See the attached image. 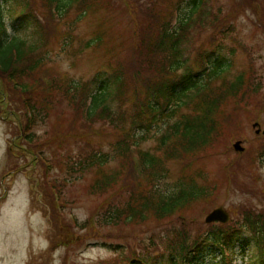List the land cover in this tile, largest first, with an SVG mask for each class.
Returning <instances> with one entry per match:
<instances>
[{
	"label": "trees",
	"instance_id": "1",
	"mask_svg": "<svg viewBox=\"0 0 264 264\" xmlns=\"http://www.w3.org/2000/svg\"><path fill=\"white\" fill-rule=\"evenodd\" d=\"M105 1L109 6L113 3V0ZM185 1H179L173 7L170 18L163 19L162 12L157 11L155 5H160L159 0H151L150 8L141 13L144 20L136 26V34L140 35L141 51L145 52L142 55L146 56L153 48L151 45H154V52L161 54V59L145 58L139 62L140 71L135 72L132 81V78L129 80L131 71L124 69L126 63L118 65L116 61L117 66L98 70L88 80H75L68 75L63 78L53 68V72L49 71L47 64L51 59L48 51L44 54L39 51L47 44L45 30L48 25L54 26V23L62 21L66 23V30L63 29L58 40L62 53L68 51L76 55L77 51L82 52L87 48H100L105 41L101 32L94 33L84 42L81 40L78 48L73 47L74 25L93 10L98 0H41L39 6L37 0H0V119L9 122L11 117H15L19 121L7 153L21 155L32 152L34 160L40 159L46 172L40 184L45 203L42 210L46 215L60 220L64 209L65 199L61 191L47 176L48 168L55 167L53 160L59 168L66 169L77 178L93 167L102 171L92 185V192H107L120 176L122 179L127 174L125 184L120 188L125 191L131 185L126 191L128 194L124 192L119 199L103 201L89 220L80 224L82 228H91L95 224L101 227L142 224L151 218L168 221L175 214L216 193V183L210 184L208 179L199 183V178L206 179L201 168L194 169V175L193 171L183 173L171 183L165 181L162 184L167 176L164 162H193V167L201 155L215 152L213 146L217 138H221L223 119L228 118L226 121L230 124L232 120H228L233 118L231 115L230 118L225 116L226 107L233 105V112L236 113L245 110L246 100L251 96L250 87L254 83L252 81L244 89L245 83L251 82L244 73H238L232 80L227 78V72L233 66L231 54L234 52L230 48L228 55L224 47L223 39L233 30L232 25L227 24L229 21H225V18H229L227 15L216 13L210 17L222 40L219 43L212 41L209 47L197 49L190 60L184 46L190 39L192 27L196 25L195 13L205 14L202 7L206 0H189L183 16L177 17L175 13L174 19V8L178 6L180 11ZM5 9L16 12L14 17L17 24L14 26L17 33L16 30L12 33L6 30ZM73 9L78 13L70 20L68 16ZM201 19H204V15ZM32 26L30 37H23L19 33ZM128 87L133 90L130 96ZM256 92L257 89H254L252 94ZM60 101L75 107L77 112V115L73 114L72 123L68 121L69 132L74 130L78 121L83 120L94 128L92 135L96 132L100 135L103 131L95 129L94 124L99 123L116 132L121 131L119 138L104 150L99 147L86 149L85 144L77 140L76 151L63 155L58 153L56 157L52 153L53 160L47 157L45 150V154L39 150L33 151L40 140V135L33 128L46 124ZM127 102L129 106L125 107ZM156 136L157 148L163 156L142 149L138 151V156H134V148ZM88 144L90 140L86 142ZM245 150L237 152L236 158L224 166L226 182L230 187L235 180L237 182L236 174L241 169L245 170L244 176L249 173L252 177H258V167L264 161V143L252 155L248 148ZM247 154L249 163L245 166L243 157ZM118 157L128 161L130 166L123 173H106L102 167ZM138 178L152 186L140 191V188H135ZM118 191L114 190L113 194ZM61 228L62 225L55 224L56 235L51 240V247L56 244L54 239L57 237L58 242H68L65 239L67 234L64 236ZM190 234L186 225L172 228L160 237H151L148 243L151 245L145 250L128 254L123 248L116 260L103 264H205L211 257L218 258L219 264H235L237 249L250 254L253 263L264 264V206L245 207L227 223L212 222L205 232L195 236ZM27 264H30V260Z\"/></svg>",
	"mask_w": 264,
	"mask_h": 264
},
{
	"label": "rangeland",
	"instance_id": "2",
	"mask_svg": "<svg viewBox=\"0 0 264 264\" xmlns=\"http://www.w3.org/2000/svg\"><path fill=\"white\" fill-rule=\"evenodd\" d=\"M159 1L160 5L156 4L155 7L157 11L162 12V18L166 19L170 18L173 7L183 0ZM188 1L182 3L180 11L178 6L174 8V19L175 13L177 17L183 16ZM205 2L206 4L204 3L202 7L205 9V14L195 13L196 25L192 27L190 39L184 46L185 54L191 60L197 49L209 47L212 41L219 43L222 37L215 29V25L210 22V17L216 13L227 15L229 18H225V21H229L227 24L232 25L233 30L226 35V39H223L224 47L228 55H230L228 53L230 48L234 51L231 54L233 66L227 72V78L232 80L238 73H244L246 79L251 80L249 84L245 83L244 89L252 81L254 84L250 87L252 88L251 96L246 100L245 110L236 113V111L233 112V105L226 107L225 116L231 115L233 118L229 117L228 121L232 120L230 124L226 121L228 118L223 119L225 122L221 138L218 137L213 146L215 152L201 155L193 167V162L186 164V161L167 160L164 162L167 176L165 180H162V184H165V181L171 183L180 178L183 173H190L194 169L201 168L206 179L199 178V183L207 182V179L210 184L216 183L218 185L216 193L207 200L196 202L193 207L184 212L175 214L173 219L168 221H157L151 218L142 224L126 223L102 227L95 224L91 228L89 226L82 228L80 224L89 220L97 206L107 199H119L124 192L128 194L126 191L131 188V185L127 186L125 191L120 188L125 184L126 174L122 179L120 176L117 183L107 192H92V185L98 173H102L98 168L93 167L77 178L66 172V169L57 166L52 159V153L56 157L58 153L63 155L76 151L77 140L82 141L86 149L99 147L104 150L121 134L119 130L116 132L96 123L95 129H103V131L100 135L98 132L92 135L94 128L83 120L78 121L74 130L69 132L68 121L72 123L73 114L77 115V112L75 107H69L66 102L60 101L47 123L38 124L33 128V131L40 135L39 143L36 144L37 149L34 148L33 151L39 150L44 153L45 150L47 157L53 160L55 167L48 168L47 176L57 185L62 198L65 199L61 218L55 220L42 210L45 203L43 188L41 190L40 184L43 183L46 172L40 159L34 160L32 152L21 155L7 153L13 131L19 123L18 118L11 117L9 122L0 119V264H27L29 260L30 264H103L109 260H116L118 252H122L123 248L128 254L141 249L145 250L151 245L148 244L151 237H157V235L160 237L172 228L186 225L190 229V235L194 236L205 232L210 224L206 221V217L218 206H224L229 213V219L225 223L236 218L237 212L245 207L262 208L264 206V161L258 167V177L254 175L252 177L249 173L244 176L245 170H239L236 174L238 180L237 182L235 180L232 188L226 182L224 170V166L236 158L238 151L235 150L234 143L237 140H242L251 155L264 143V0H206ZM40 4L41 0H37V5ZM110 4L109 6L107 1L98 0L93 10L88 11L73 29L75 37L73 47L78 48L82 41L91 38L94 33L101 32L105 41L100 48H87L82 52L77 51L76 55L68 51L62 53L58 40L61 38L60 33H63V29L66 30V23L62 21L60 25L58 22L54 23V26L48 25L45 30L47 44L39 51L42 54L48 51L50 54L51 61L47 62L49 71L53 72L54 69L55 73H60L63 78L68 75L75 80H88L98 70H109L117 66V63L118 65L126 63L124 69L127 72L131 71L129 80L132 78L133 81L135 72L140 71L139 62H143L145 58L151 60L153 57L160 61L161 54L154 52V45H151L153 48L146 53V56L142 55L145 52L141 51L143 48L140 46V35L136 34V26L144 20L141 13L144 14V11L150 8L148 5L152 4L151 0H113ZM77 13L78 11L73 9L68 18L72 20ZM15 15H17L16 12L5 9L3 17L9 33L15 30L17 33L14 26L17 24ZM199 15L200 18H198ZM203 15L204 19H201ZM33 28V26L28 27L19 33L23 37H30ZM128 83L130 86L129 81ZM128 88L130 96L133 90ZM254 89H257L255 95L252 94ZM128 106L129 102L125 103V107ZM256 122L259 124L254 127L253 124ZM59 127L61 129H57ZM257 129H260L259 133ZM88 140L90 144L86 145ZM157 147L156 136L134 148L133 154L138 156V151L142 149L154 152L157 156H163L162 151ZM59 148L62 149L59 151ZM247 158H249L248 154L243 157L245 166L249 163ZM129 166L128 161L118 157L102 168L106 170V173L114 171L123 173ZM194 174L193 171L192 175ZM129 178L133 179L130 175ZM136 183L135 188H140V191L152 186V184L150 186L145 184L144 181L142 183L140 178L136 180ZM116 189L119 191L113 194ZM111 194L113 195L107 198ZM55 224L62 225L63 234L64 236L67 234L65 239L68 242H58L59 237H57L54 239L56 244L51 247V240L56 235ZM235 253L237 256L234 259L235 264H255L251 261L250 254L243 253L239 249ZM205 264H219V261L218 258L211 257L205 261Z\"/></svg>",
	"mask_w": 264,
	"mask_h": 264
},
{
	"label": "water",
	"instance_id": "3",
	"mask_svg": "<svg viewBox=\"0 0 264 264\" xmlns=\"http://www.w3.org/2000/svg\"><path fill=\"white\" fill-rule=\"evenodd\" d=\"M258 124L259 123L256 122L253 125L255 127ZM259 132H260V129H257V133ZM234 148L238 152H243L245 150V146H243L242 140H237L234 143ZM228 219H229V213L222 205L214 208L206 217V221L209 223L213 221H219V222L225 223Z\"/></svg>",
	"mask_w": 264,
	"mask_h": 264
}]
</instances>
